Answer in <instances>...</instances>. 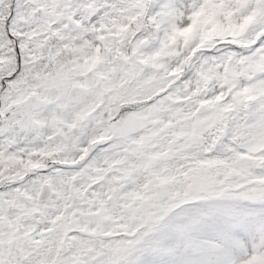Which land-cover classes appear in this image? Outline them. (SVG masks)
<instances>
[{
	"label": "snow or ice",
	"instance_id": "snow-or-ice-1",
	"mask_svg": "<svg viewBox=\"0 0 264 264\" xmlns=\"http://www.w3.org/2000/svg\"><path fill=\"white\" fill-rule=\"evenodd\" d=\"M0 264H264V0H0Z\"/></svg>",
	"mask_w": 264,
	"mask_h": 264
}]
</instances>
